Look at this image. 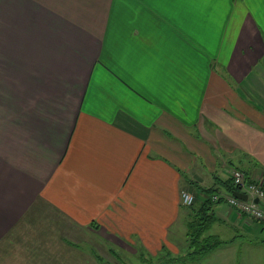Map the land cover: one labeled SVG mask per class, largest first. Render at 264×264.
I'll list each match as a JSON object with an SVG mask.
<instances>
[{
  "label": "crops",
  "instance_id": "1",
  "mask_svg": "<svg viewBox=\"0 0 264 264\" xmlns=\"http://www.w3.org/2000/svg\"><path fill=\"white\" fill-rule=\"evenodd\" d=\"M235 168L264 172V0H0L3 261L29 211L68 219L67 254L87 233L123 264L187 254L182 190ZM211 211L196 264H264V222Z\"/></svg>",
  "mask_w": 264,
  "mask_h": 264
},
{
  "label": "rangeland",
  "instance_id": "2",
  "mask_svg": "<svg viewBox=\"0 0 264 264\" xmlns=\"http://www.w3.org/2000/svg\"><path fill=\"white\" fill-rule=\"evenodd\" d=\"M235 169H232V172ZM262 177V175H261ZM259 177V178H261ZM190 192V191H187ZM191 193V192H190ZM34 205V204H33ZM25 221L28 223L25 224V226L29 225H44L43 227L39 228L37 231L38 235H35L36 232L31 230V227L26 228L25 230L22 229V234H15L16 240L13 243H8L7 250H10L9 252L15 253L18 252V254L22 253L24 255L25 259H11V261L16 264H123L121 261H117L114 255L109 253L107 250V247L105 246V251L103 250L104 244L103 238L100 236L97 237H89L90 234L87 233L86 237L87 240H92L88 247V249H93L92 252L84 253L82 250H77L76 253L71 252L67 254V245L66 242H68L69 238H74L73 234L69 231L70 227H68V222H66L68 219L65 218L63 215H59L58 217L52 216L51 212H41L37 213L34 211H29L26 213L24 217ZM32 222V224L30 223ZM52 225V226H51ZM59 225V226H58ZM178 234L177 239L178 241H186V231L183 230V227L181 228V225L179 224L178 227ZM15 231L19 232V229H15ZM32 233H28V232ZM25 232V233H24ZM28 233V234H27ZM83 234V233H82ZM67 239V241H66ZM48 241V242H47ZM47 243V244H46ZM22 244V249H19ZM84 245V244H82ZM38 248V251L40 252V255L42 256L41 259H37L35 257L34 251ZM43 247L46 248L44 251ZM87 247V245H85ZM52 250L57 253L55 259L46 258L49 254H46L47 252H52ZM81 251V252H80ZM96 253V254H95ZM170 256L166 255H160L156 258H151L150 260L147 259L148 257H140V260H138L139 264H166L169 261H173V259L179 258V257H185V253L183 254H176L177 256H173L172 253H170ZM175 255V254H174ZM101 256V257H100ZM1 257V255H0ZM59 259V260H56ZM179 260V259H178ZM10 261V260H9ZM137 262V261H135ZM187 264H193V262H190V260L186 261ZM8 263L7 261H3L0 258V264ZM11 264V263H8Z\"/></svg>",
  "mask_w": 264,
  "mask_h": 264
},
{
  "label": "trees",
  "instance_id": "3",
  "mask_svg": "<svg viewBox=\"0 0 264 264\" xmlns=\"http://www.w3.org/2000/svg\"><path fill=\"white\" fill-rule=\"evenodd\" d=\"M245 174L249 180H252L246 172ZM262 178V186L264 189V172L262 173ZM218 179L219 185L201 189L206 195V198L202 201H198L196 196L191 192L194 195L195 200L191 205H186L191 209V219L188 222L187 231L189 251L185 257H181L179 261L190 259L193 261V264H196L195 261L199 260V258L221 243V240L217 239L215 235L209 234L210 227L214 221L211 209L215 200H213L212 197L215 194H220L221 196L233 194V191L237 190L238 187H236L232 176L226 178L218 177ZM221 189L225 190L226 193L216 192L221 191ZM221 200L225 199L221 197V199L217 201Z\"/></svg>",
  "mask_w": 264,
  "mask_h": 264
},
{
  "label": "built area",
  "instance_id": "4",
  "mask_svg": "<svg viewBox=\"0 0 264 264\" xmlns=\"http://www.w3.org/2000/svg\"><path fill=\"white\" fill-rule=\"evenodd\" d=\"M237 190L245 192L248 194V199L244 200L236 197L233 194L223 195L215 194L213 195V200L217 201L223 197L231 206L235 207L240 211V213H246L257 220L264 221V189H263V178H257L249 180L242 169L235 168L231 174ZM258 198V202H256ZM181 200L185 205H191L195 197L192 193L183 190L181 192Z\"/></svg>",
  "mask_w": 264,
  "mask_h": 264
},
{
  "label": "water",
  "instance_id": "5",
  "mask_svg": "<svg viewBox=\"0 0 264 264\" xmlns=\"http://www.w3.org/2000/svg\"><path fill=\"white\" fill-rule=\"evenodd\" d=\"M233 195H235L238 198L244 199V200H247L248 199V194L245 193V192L239 191V190L233 191ZM258 200L259 199L256 198V202H258Z\"/></svg>",
  "mask_w": 264,
  "mask_h": 264
}]
</instances>
